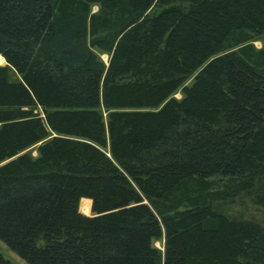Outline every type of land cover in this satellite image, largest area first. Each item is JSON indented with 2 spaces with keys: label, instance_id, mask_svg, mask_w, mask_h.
<instances>
[{
  "label": "trees",
  "instance_id": "trees-1",
  "mask_svg": "<svg viewBox=\"0 0 264 264\" xmlns=\"http://www.w3.org/2000/svg\"><path fill=\"white\" fill-rule=\"evenodd\" d=\"M0 56L20 258L264 264V221L225 208L264 210V0H0Z\"/></svg>",
  "mask_w": 264,
  "mask_h": 264
},
{
  "label": "rangeland",
  "instance_id": "rangeland-1",
  "mask_svg": "<svg viewBox=\"0 0 264 264\" xmlns=\"http://www.w3.org/2000/svg\"><path fill=\"white\" fill-rule=\"evenodd\" d=\"M98 11V7L94 6L92 8V12L96 13ZM254 46L256 48H261L262 47V42L257 40L254 41ZM103 59V61L106 63L107 62V56H102L101 57ZM4 65V63L2 64V66ZM188 83H190V80L188 81ZM187 83V84H188ZM177 99H180L182 97L181 92L179 91L177 94H175L174 96ZM36 148H32L31 150H29V152H31L32 156H36ZM225 208H227V210L230 211V213H233L235 215H240L243 217H247V218H256L258 220L264 221V210H262L261 208H257L256 206L252 205L249 200L247 199H242V201L237 202L234 205L231 206H226ZM79 211L85 215H92V212L90 210V213L86 214L84 211H82L81 206L79 207ZM155 246L158 248L162 247V241L158 240L155 241ZM0 253L3 255L4 258H6L7 260L11 261L13 264H28L25 260H23L22 258H20L16 253H14L12 250H10L2 240H0Z\"/></svg>",
  "mask_w": 264,
  "mask_h": 264
},
{
  "label": "bare ground",
  "instance_id": "bare-ground-1",
  "mask_svg": "<svg viewBox=\"0 0 264 264\" xmlns=\"http://www.w3.org/2000/svg\"><path fill=\"white\" fill-rule=\"evenodd\" d=\"M4 63V59L0 56V65Z\"/></svg>",
  "mask_w": 264,
  "mask_h": 264
},
{
  "label": "water",
  "instance_id": "water-1",
  "mask_svg": "<svg viewBox=\"0 0 264 264\" xmlns=\"http://www.w3.org/2000/svg\"><path fill=\"white\" fill-rule=\"evenodd\" d=\"M6 63H5V61H4V65H5ZM0 66H2V65H0Z\"/></svg>",
  "mask_w": 264,
  "mask_h": 264
}]
</instances>
